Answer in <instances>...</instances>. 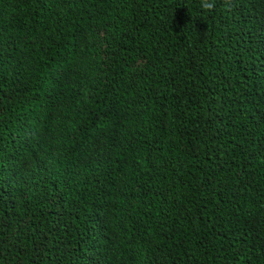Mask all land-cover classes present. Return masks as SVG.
I'll use <instances>...</instances> for the list:
<instances>
[{
    "label": "trees",
    "instance_id": "obj_1",
    "mask_svg": "<svg viewBox=\"0 0 264 264\" xmlns=\"http://www.w3.org/2000/svg\"><path fill=\"white\" fill-rule=\"evenodd\" d=\"M0 0V264H264V0Z\"/></svg>",
    "mask_w": 264,
    "mask_h": 264
},
{
    "label": "clouds",
    "instance_id": "obj_2",
    "mask_svg": "<svg viewBox=\"0 0 264 264\" xmlns=\"http://www.w3.org/2000/svg\"><path fill=\"white\" fill-rule=\"evenodd\" d=\"M201 8L205 11H210L214 8L213 0H201Z\"/></svg>",
    "mask_w": 264,
    "mask_h": 264
}]
</instances>
